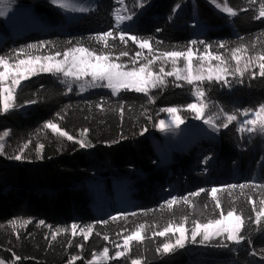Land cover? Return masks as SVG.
Here are the masks:
<instances>
[{
	"label": "trees",
	"instance_id": "16d2710c",
	"mask_svg": "<svg viewBox=\"0 0 264 264\" xmlns=\"http://www.w3.org/2000/svg\"><path fill=\"white\" fill-rule=\"evenodd\" d=\"M11 1L31 6L42 24L33 31L12 33L0 16V32L4 35L0 55L10 59L16 55L15 50L39 45L41 41L46 42L39 47L46 55L63 53L70 42L97 49L100 54L103 44L91 37L110 28L117 35L120 30H128L133 35L152 37L155 51L144 49L141 59L147 54L185 50L192 40L207 42L212 45L210 51L224 57L240 44L247 46L250 56L264 51V18H254L259 14L260 0L252 4L249 0H226L238 12L236 16L221 13L211 0H125L120 14L135 15L119 29L115 21L116 10L121 7L118 0H97L93 10L76 15L69 22L50 1ZM141 3L143 7L139 6ZM177 4L181 7L175 13ZM157 28L161 31L157 32ZM220 43L226 47L220 48ZM111 44L106 51L113 57H119L122 50L129 53L117 63L131 62L141 51L131 41L124 45L117 38ZM194 51L202 53L203 45L197 44ZM253 71L258 73V68L245 73L242 83L239 78L228 77L231 87L207 82L200 86L217 108L230 114L254 109L264 103V77L257 74L253 78ZM195 86L166 76L164 87L151 88L148 93L123 89L114 94L104 87L81 94L75 86L69 91L60 74L38 72L23 81L16 93V107L0 112V135L9 132L0 153V259L12 264L14 253L21 257L16 264H68L71 257L78 256L80 259L74 264H88L93 253L104 247L114 257L113 251L124 235L145 224L143 242H133L127 256L100 264H131L137 258L142 264H264V228L254 223H249L243 232L251 243L221 247L217 240L223 238H217L211 244L188 243L167 255L156 251L167 239L153 236V232L158 233L168 222L180 223L187 216L185 226L190 234L193 221L205 223L218 218L220 211L207 194L192 198L191 206L181 203L172 210L161 207L171 196L223 184H264V134L259 132L242 133L232 124L193 144L180 146L172 142L166 146L159 130L162 110L185 108L192 103ZM31 100L36 102L26 103ZM49 120L77 141L85 139L91 146L82 148L53 133L44 127ZM84 129H88L86 134ZM28 141L31 143L23 152L26 158L11 159ZM40 144L44 145L42 150L37 147ZM158 147L168 153L166 159ZM205 157L211 159L204 163ZM245 193L257 202V207L264 199V190L245 189ZM219 195L223 208L235 203L245 216L254 217L247 197L239 189L231 196ZM126 197L132 200L131 204L123 203ZM121 212L129 214L127 219H110ZM102 220L108 223H97ZM9 221L17 223L12 226ZM73 223L81 227L93 225V235L88 240L81 235L73 237ZM57 228L69 231L52 240L51 233ZM105 235L108 240L103 239ZM192 248L195 250L189 252Z\"/></svg>",
	"mask_w": 264,
	"mask_h": 264
},
{
	"label": "snow or ice",
	"instance_id": "6c2138e0",
	"mask_svg": "<svg viewBox=\"0 0 264 264\" xmlns=\"http://www.w3.org/2000/svg\"><path fill=\"white\" fill-rule=\"evenodd\" d=\"M53 4L58 5L61 8H69L71 5L67 0H51ZM211 2L217 7L221 8V5L216 3V0H211ZM255 0H249V4L254 3ZM121 5L124 4V0H118ZM5 0H0V5H4ZM143 7V3L139 5ZM181 5L177 4L173 8V12L179 9ZM80 11H86L87 9H79ZM123 9H117L115 14L116 29H119L122 24L127 21H131L135 13L128 15H121L120 12ZM222 10L229 14L230 16L238 15L232 7H229L226 3L223 5ZM246 10V9H245ZM259 14L255 16V19L264 18V0H260L259 3ZM4 11H0V16L5 15ZM157 32L161 29L157 28ZM119 39L124 45H128L131 41L134 45H137L141 51L136 52L135 57L132 58L130 64L127 66L128 70H124L125 65L122 63H117L116 60L120 57H127L129 55L128 51H120L119 57H113L109 51H106L112 47L111 42ZM91 39H94L97 43H102L104 50H100V54H97V49H90L83 46V44L69 43V46L64 49L63 53L60 51L54 52V54L39 56L32 55L28 50L37 49L43 47L46 42L41 41L39 45H27L25 48H21L16 51V55L10 58L8 55H0V112L7 113L16 107V93L18 88L22 86V82L28 80L30 77L37 75L38 72L43 73H53V74H63L65 78L71 77L74 82L82 81L84 77L91 76V80L87 81L88 86H101L107 87L113 90L114 94L120 89L128 90L134 89L137 92L148 93L151 88H159L165 86V76H174L178 81H185L189 85L196 84L195 87V97L199 103H189L186 105L188 110L195 113L196 119H203L204 123L209 125V127L214 128L219 131L221 128H228L233 122H238L239 126L237 131L254 133L259 132L264 134V103L259 104L258 107L254 109H242L237 113L233 111L231 114L224 111L223 108L220 109V113L223 114L225 119L221 123H217L219 116H208L204 119L205 112L208 108V104L204 102L206 97V92L203 87L205 82L208 84L212 83H223L224 85L231 87V81L228 79L229 76L236 77L240 79L242 83L243 76L250 68L257 67L258 73L253 71L251 76L255 78L257 74L260 77H264V51L254 56H248L245 58L249 49L246 45L240 44L238 47L231 49V60L236 62V66L233 68L228 60L225 59L221 54L210 51L212 45L205 41L192 40L186 46L185 50H172L163 51L159 56L153 55L151 59L144 57L147 63L140 62L139 67L134 65L138 62V58L141 57L142 51L147 49L149 53H153L155 49L153 48L152 37H140L133 35L128 30H120L117 33L113 29L108 31H102L96 33ZM157 44L160 42L157 41ZM197 44L203 45V52L197 57L196 51H194V46ZM220 48L226 47L224 43L219 44ZM244 53L245 56H242ZM25 56L24 59H20V55ZM63 56L62 59L58 57ZM171 61L172 71L165 72L163 66L159 68L158 72H153L151 65L157 60ZM194 59H199L202 62L208 63L209 67L205 70L204 64L201 63L196 69L193 67ZM245 60L243 67H241V61ZM183 60L184 68H177V62ZM215 60L218 63L216 65H211V61ZM106 82V83H104ZM199 82V84H197ZM182 86V85H177ZM81 90H84V83L80 85ZM68 90H72L71 84H68ZM36 101L31 100L26 103H35ZM102 107V105H98ZM123 112V107L120 109ZM172 116V124L178 128L184 123V119L179 115L180 109L178 107H169L164 109ZM59 115V113L57 114ZM251 117V118H248ZM63 118L62 116L60 117ZM172 124L165 125V121H160L159 127L161 131L170 128ZM45 128L50 129L53 133H57L62 137H66L69 141H74L79 143L80 147H90V143L86 142L85 139L76 140L73 135H69L68 132L61 130L56 123L49 120L44 125ZM88 129H84L83 133L86 134ZM9 135L8 131H4L0 135V153H3L5 145L2 142L5 137ZM28 141L18 152V154L10 157L11 159L21 160L26 157L23 155L24 148H27ZM39 150L44 148L43 144L37 146ZM42 158V157H41ZM211 159V157H205L204 163ZM236 189H239L242 196L247 197V203L251 205V212L254 213V217L251 215L245 216L244 210L242 208H237L235 203L230 204L227 209L222 207L223 201L220 198V193H227L231 196ZM245 189H260L264 190V184H255L253 182H245L241 184H223L220 186H214L210 190L205 188H199L194 192H190L184 196H171L169 199L164 201L161 207H167V209L172 210L175 206L181 203L191 206L193 204V199L199 197L201 194H207L215 202V209H219L218 218L208 219L207 222L201 223L199 221H193V227L191 228L190 236L188 235L189 229L185 226L188 221V217H182V222L173 223L168 222L161 231L153 232V236L168 237L169 234L175 236V241L172 242L170 239L164 242L162 245L157 247L156 251L161 255H167L175 252L177 249H183L188 243H199L202 245L211 244L217 238H223L217 240V246L228 247L229 243L241 244L242 242L251 243L248 238L243 235L244 230L247 228L249 223H254L255 225L264 228V199L259 201V207H257V202L254 201L251 196L245 193ZM226 212V215H225ZM127 213H118L115 216L110 217L112 221L118 219H127ZM131 215H136V213H131ZM31 221H24L23 223H30ZM17 221H9V224L15 226ZM43 225L45 222L41 220L39 222ZM99 224H107V220L98 221ZM93 225H87L85 227H80L79 225L73 223L71 228V234L73 237L76 235H81L84 240H88L91 235H93ZM146 225L139 224L135 231L131 234L124 235L123 237V250H117L114 257L109 256V248L104 247L102 252L99 254L93 253L92 260L88 264H100L101 261L105 259H114L125 257L131 252V245L133 242L141 243L145 239L143 235ZM79 229V231H77ZM68 228H57L51 233L52 240H55L57 236L61 233L68 232ZM97 235H99L97 233ZM200 238L199 240L197 238ZM103 239L108 240L109 237L105 235ZM69 245L72 244L70 240ZM83 247V245H80ZM121 245H116L119 249ZM264 251V250H262ZM255 254V251H253ZM14 260L12 264H16L17 261L21 259L19 256H15L13 253ZM80 259L78 256L71 257L68 264H74L76 260ZM0 264H5V262L0 259ZM131 264H142V260L132 259Z\"/></svg>",
	"mask_w": 264,
	"mask_h": 264
},
{
	"label": "rangeland",
	"instance_id": "374dc122",
	"mask_svg": "<svg viewBox=\"0 0 264 264\" xmlns=\"http://www.w3.org/2000/svg\"><path fill=\"white\" fill-rule=\"evenodd\" d=\"M47 1L51 2V0H47ZM67 2L71 5V7L67 8V9L61 8L58 5L54 4L62 12L65 22L71 21L76 15L88 13L89 11L93 10L96 6L97 0H67ZM216 3L220 4L221 8H217L211 2V4L213 6H215L221 13L229 15L222 10L223 5L225 3L227 4L226 0H221V1L216 0ZM119 5L121 6L120 9H124L125 8V0H124L123 5H121V4H119ZM81 8L87 9V10L86 11H80L79 9H81ZM177 10L175 11V13H177ZM0 11H4L6 13L5 15L2 16V18H3L4 22L10 27L12 33H15L16 31H21V30H25V32L33 31V30L37 29L36 27H38L40 25V23L42 24L41 19L39 17L33 15L32 11H31V6H29V5H18L16 3H13L11 0H5V4L0 5ZM124 24H127V23H124ZM28 29H30V30H28ZM3 39H4V35L0 32V43L3 41ZM29 52L32 55H39V56L46 55L40 51V48L30 49ZM200 54L201 53L196 52L197 57ZM147 55L148 56H145V57H148V59H151L153 55L159 56L160 54H147ZM241 55L245 56L244 53H241ZM248 56H250V55L247 53L245 58H247ZM19 58L24 59L25 56L23 54H21ZM62 58H63L62 55H61V57H58V59H62ZM225 59L228 60L229 64L233 68L236 66V62L234 60H231V55H229L228 57H225ZM10 62H12V59H10ZM140 62L147 63V60L144 58L143 59L138 58V62L134 66L139 67ZM244 62H245V60L242 59L241 65H240L241 67H243ZM201 63L204 64L205 70L209 67L208 63L202 62L199 59H194V61H193L194 69L198 68ZM217 63L218 62L215 60L211 61V65H216ZM129 64H130V62L124 63V65H125L124 70H128L127 66ZM161 66L164 67L165 72L173 70L171 61H166V60L161 59V60L155 61L151 65L152 71L158 72L159 68ZM176 67L183 69L184 68L183 60L178 61ZM254 69H255V67L250 68L248 70V72L251 70H254ZM60 75L63 77V79L68 84H71L72 87L75 86L81 94H85V93L91 92V91L96 90V89L104 88L101 86H95V87L88 86L86 82L91 80V76L84 77L82 79V81L74 82L73 78H71V77L65 78L62 73ZM229 77H232V76H229ZM81 83H84V85H85L84 90H81V87H80ZM104 83H106V82H104ZM121 90H123V89H120L119 91H121ZM130 90H134V89H130ZM118 92H116V93H118ZM194 98L195 99L192 103H199V101L195 97V94H194ZM204 102L208 104V108L205 112L204 119H207L208 116H219V118L217 119L216 122L218 124L221 123L225 119V117L223 116L222 113H220V109L216 107V104L211 99V97H209L206 94V97L204 98ZM179 109H180L179 115L184 119V123L181 124L178 128L175 126V124H172L171 114L168 113L167 111L162 110L160 121H162V120L165 121V125L172 124V126L170 128L166 127V130H164V131H161V129L159 127V130L161 131V133L164 136L166 146L169 147L172 142H174V145L178 144L180 146H187L188 144H193L199 138H202V137L208 136V135H212L214 132H216V130L214 128L209 127V125L205 124L203 119H196L195 113L191 112V110H188L186 107L185 108H179ZM248 118H251V117H248ZM160 121H159V124H160ZM232 124L239 126L238 122H233ZM232 124H230V125H232ZM158 148L162 149V151H161L162 156H164L166 159L168 157V153L164 152L162 147L161 148L158 147ZM166 192L169 193L170 191L168 189H166ZM123 203L131 204L132 200L126 197L123 200ZM77 231H79V229H77ZM188 235L190 236V234H188ZM166 239L167 240L170 239L172 242H174L175 236L172 234H169V236L166 237ZM118 245H121V247L119 249H117L115 247V249L113 251L114 254L117 250H121V251L123 250V247H122L123 240ZM194 250H195L194 248L188 249L189 252H193ZM100 252H102V250L99 251V253ZM99 253H97V254H99ZM106 260H108V259H105L103 261H106Z\"/></svg>",
	"mask_w": 264,
	"mask_h": 264
},
{
	"label": "crops",
	"instance_id": "0c3cea01",
	"mask_svg": "<svg viewBox=\"0 0 264 264\" xmlns=\"http://www.w3.org/2000/svg\"><path fill=\"white\" fill-rule=\"evenodd\" d=\"M87 2V1H86Z\"/></svg>",
	"mask_w": 264,
	"mask_h": 264
}]
</instances>
